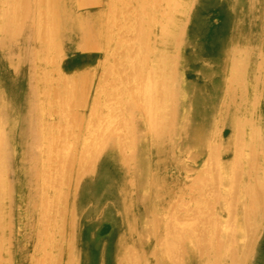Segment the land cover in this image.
<instances>
[{"label":"bare ground","instance_id":"1","mask_svg":"<svg viewBox=\"0 0 264 264\" xmlns=\"http://www.w3.org/2000/svg\"><path fill=\"white\" fill-rule=\"evenodd\" d=\"M0 264H264V0H0Z\"/></svg>","mask_w":264,"mask_h":264}]
</instances>
